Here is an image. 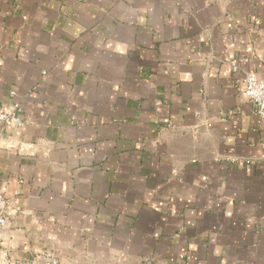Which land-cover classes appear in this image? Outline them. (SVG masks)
<instances>
[{
    "label": "crops",
    "instance_id": "obj_1",
    "mask_svg": "<svg viewBox=\"0 0 264 264\" xmlns=\"http://www.w3.org/2000/svg\"><path fill=\"white\" fill-rule=\"evenodd\" d=\"M248 74L264 0H0V108L23 121L0 130L7 259L264 264Z\"/></svg>",
    "mask_w": 264,
    "mask_h": 264
},
{
    "label": "built area",
    "instance_id": "obj_2",
    "mask_svg": "<svg viewBox=\"0 0 264 264\" xmlns=\"http://www.w3.org/2000/svg\"><path fill=\"white\" fill-rule=\"evenodd\" d=\"M232 70L234 72L239 71V65L233 63ZM243 83L245 87V95L250 102L257 107L258 116L264 124V80L256 75L248 74L243 77ZM11 95L16 96V93L12 92ZM19 113L20 110L18 106H15L12 110L0 108V130H12L16 136H20L23 128V121ZM9 206L10 200L5 194L0 192V264H31L30 262H10L7 259L6 250L3 249V234L8 225L9 215L11 214ZM15 211L22 212V209L17 208ZM40 260H44L50 264L61 263L59 258L50 253H45Z\"/></svg>",
    "mask_w": 264,
    "mask_h": 264
}]
</instances>
